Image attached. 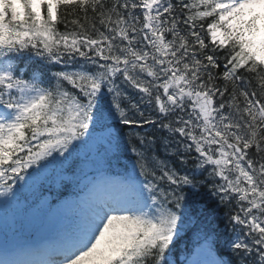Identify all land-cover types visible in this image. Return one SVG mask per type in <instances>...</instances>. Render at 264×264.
Instances as JSON below:
<instances>
[{"label": "snow or ice", "instance_id": "snow-or-ice-1", "mask_svg": "<svg viewBox=\"0 0 264 264\" xmlns=\"http://www.w3.org/2000/svg\"><path fill=\"white\" fill-rule=\"evenodd\" d=\"M86 210L0 264H264V0H0V207Z\"/></svg>", "mask_w": 264, "mask_h": 264}, {"label": "rangeland", "instance_id": "rangeland-1", "mask_svg": "<svg viewBox=\"0 0 264 264\" xmlns=\"http://www.w3.org/2000/svg\"><path fill=\"white\" fill-rule=\"evenodd\" d=\"M82 186V191L77 197L76 205L72 209L73 211H58V218L51 215L49 216V214L46 213L47 201L45 199L42 200L38 206L34 207L33 213L30 216H27L24 213V209L20 206H10L7 210L0 207V233L3 232L5 227V216H7V228L9 235L11 236L15 231L16 243H21V240H26V238H29L32 234L34 235L40 226L42 227V234L46 233L49 235L54 232H61L62 230L70 228L71 220L74 214L80 209V199L84 192L88 189L87 181H84ZM17 224H19V231L16 230Z\"/></svg>", "mask_w": 264, "mask_h": 264}, {"label": "trees", "instance_id": "trees-1", "mask_svg": "<svg viewBox=\"0 0 264 264\" xmlns=\"http://www.w3.org/2000/svg\"><path fill=\"white\" fill-rule=\"evenodd\" d=\"M87 152H88V149L82 150L79 153L80 158L87 159L89 157L86 155ZM94 160H95V157L91 161L88 160V163L83 166V170L82 171L78 170L77 179L74 180L73 183L64 182L62 184L60 183H52L50 185L45 184L43 188L36 189L37 195H39L43 191H46V190L49 191L52 195L51 204H50L51 209H54L55 206L57 205L69 204L72 196L78 190L81 180H83L84 175H87L88 173H90L91 169L93 168ZM25 194L26 192L23 195ZM21 200L23 199L21 198ZM37 202L38 201H35V200L29 201V206L32 208L35 204H37ZM191 246L192 245L190 241L188 240H183L177 245V248L174 250V255L172 257L175 264H184L185 258L189 255L188 249L191 248Z\"/></svg>", "mask_w": 264, "mask_h": 264}, {"label": "bare ground", "instance_id": "bare-ground-1", "mask_svg": "<svg viewBox=\"0 0 264 264\" xmlns=\"http://www.w3.org/2000/svg\"><path fill=\"white\" fill-rule=\"evenodd\" d=\"M88 195H89V189L82 195V197L80 199L81 206H80V210L79 211L86 210V203L85 202L87 200ZM72 222H73V218L71 220V225H72ZM56 235H54V237L51 240H53L56 237Z\"/></svg>", "mask_w": 264, "mask_h": 264}]
</instances>
